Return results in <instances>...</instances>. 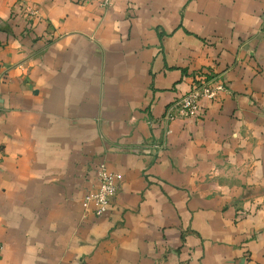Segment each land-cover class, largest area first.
I'll list each match as a JSON object with an SVG mask.
<instances>
[{
	"label": "crops",
	"instance_id": "obj_1",
	"mask_svg": "<svg viewBox=\"0 0 264 264\" xmlns=\"http://www.w3.org/2000/svg\"><path fill=\"white\" fill-rule=\"evenodd\" d=\"M263 21L264 0H0V264H264ZM203 77L224 90L195 118L150 124Z\"/></svg>",
	"mask_w": 264,
	"mask_h": 264
},
{
	"label": "built area",
	"instance_id": "obj_2",
	"mask_svg": "<svg viewBox=\"0 0 264 264\" xmlns=\"http://www.w3.org/2000/svg\"><path fill=\"white\" fill-rule=\"evenodd\" d=\"M97 1L102 8L111 6L112 0H90ZM25 13L29 18H36L38 11L25 6ZM260 33L264 35V21ZM224 90V86L217 80L203 77L194 85L192 90L182 98L174 101L166 110L162 118L150 122L151 125L161 124L168 134L172 133L171 124L178 119L195 118L200 110V101L204 98L216 99L219 92ZM158 152L163 149V145L156 146ZM97 189L85 198L86 206L94 205V214L97 217L104 215L111 204L116 199L119 191V177L108 172L107 166L102 164L97 170Z\"/></svg>",
	"mask_w": 264,
	"mask_h": 264
},
{
	"label": "rangeland",
	"instance_id": "obj_3",
	"mask_svg": "<svg viewBox=\"0 0 264 264\" xmlns=\"http://www.w3.org/2000/svg\"><path fill=\"white\" fill-rule=\"evenodd\" d=\"M87 1H90V0H87ZM91 2H94V1H91Z\"/></svg>",
	"mask_w": 264,
	"mask_h": 264
}]
</instances>
